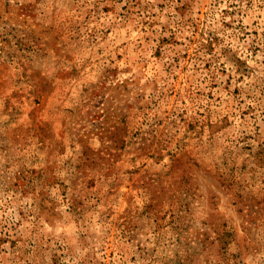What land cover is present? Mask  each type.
Returning <instances> with one entry per match:
<instances>
[{
  "label": "rangeland",
  "instance_id": "obj_1",
  "mask_svg": "<svg viewBox=\"0 0 264 264\" xmlns=\"http://www.w3.org/2000/svg\"><path fill=\"white\" fill-rule=\"evenodd\" d=\"M0 264H264V0H0Z\"/></svg>",
  "mask_w": 264,
  "mask_h": 264
}]
</instances>
